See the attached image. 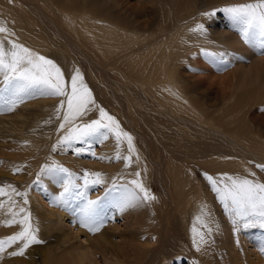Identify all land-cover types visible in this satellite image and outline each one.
Here are the masks:
<instances>
[{"label": "rangeland", "instance_id": "1", "mask_svg": "<svg viewBox=\"0 0 264 264\" xmlns=\"http://www.w3.org/2000/svg\"><path fill=\"white\" fill-rule=\"evenodd\" d=\"M15 1H18L21 9L14 10V8H7L6 10L9 12H6L5 8H0V14H3V16L0 15V21L4 18L2 20L4 22L5 16H7L6 19H12L13 17V20L7 19L6 21L11 23L14 20H18V22L26 26L31 37L25 36L28 38L27 41H30L34 49H40L38 51L41 55L52 60L61 69L68 91L71 90V76L78 69L83 78V83L87 85L95 103L89 105L83 115L77 117L74 121L66 123L64 128H60V123L63 119V112L67 108L66 97L35 93L32 96L22 97L12 111H5L3 106L0 105V133L12 134L17 139V141H1L0 187L10 184L19 192L27 193L26 198L28 203L26 205L23 203L25 198L23 196L11 195V199L16 202L17 207L15 210L18 211L19 207H24L30 213L31 223L37 229L38 239L42 241L41 243L31 245L22 256L8 255L10 251H16L20 246L19 242L11 245L3 253H0V264H51L52 262L54 264L59 260L60 256L63 257V255H68L70 252L77 258L78 256H82L79 264H198L195 259L187 255L186 251L183 253L178 247L175 250L170 246L163 245V237L169 235L168 229L165 230L167 224L172 225L173 223L172 228L179 229L178 218L175 216H177L176 212H178V208L182 206L175 203L171 199V196H168V189L162 181L152 183L153 189H150V191L156 197L155 200L143 204L142 211L132 208L133 213L141 216L144 212L143 216L146 215L145 221L142 220L140 221L141 223L135 224L134 220L127 215L128 213L125 210L119 214L118 212L121 211L117 210L114 206L115 202L113 203L114 207L110 204L111 202H108L111 207L108 205L106 208L108 210L112 208L113 215L111 218L108 216L105 222H100L102 226L99 227V230L103 228V233L108 235V239L118 244L117 249L114 250V247L110 244H106L104 247L97 244V240H95L97 242L93 241L97 231L91 232L88 228L81 226L79 214L76 210L77 204H80L79 200L73 201L71 204L72 216L65 214L66 209L53 205L51 203V196L48 194L50 183H55L57 195L62 190L60 184L53 179L48 180L47 178L50 179V177L44 174H40L39 176L37 174L41 173L42 166L58 163L71 170L78 177H82L84 170H88L89 172H100L103 181H108L110 175L105 172L108 168L119 170L134 167L141 170L147 168L149 178L157 179L156 169L168 166L169 160L165 157L166 148L169 150L171 147L170 150H172L175 146L174 148L179 152L181 151L182 154L185 153V155L191 156L186 157L183 162L179 159H171V164H184L183 166H185L188 163L185 169L191 168L195 173L192 183L196 179L199 180L206 194L205 198L209 199V201H215L212 202L216 203V206H219L216 194L211 190L209 182L205 178L202 165L209 166L210 164L213 165V162H216V165L221 163L235 170L248 168L258 176L254 180L264 183V169L256 166L264 165V152L257 153L251 147L249 148L248 143L250 140H245L244 137L247 136L240 134V131L243 129H248V136L255 138L258 142L264 143V87H262L263 82L261 80L264 77V73L260 74L261 79L258 80L256 86L250 83L247 87L252 89L251 97L249 99L245 97L247 98V102L244 100L246 103L238 104V101L244 98L242 95L243 88L232 89L233 81L236 77L233 67L238 63L235 61L227 62L226 64L213 62V58L205 54L207 51L204 50L200 55L198 51L201 52L203 48L196 46L197 49L194 50L196 60L184 61L178 57L173 59L174 64L180 63L173 77L176 81L175 91L178 93L180 92L179 88H181L182 92L186 95L183 105L188 108V112L185 111L184 107H180L176 111L172 110L171 114H167L163 112L166 109L159 108L145 90L136 87L123 76L124 70L119 68L120 65L117 66V72L101 65L99 57L93 54L94 52L91 51L90 47L86 45V48L83 47L84 42L82 41L84 40L80 39V37H78V40L75 37L76 35L74 36L70 32L69 28L60 23L61 20L57 14L49 12V7L47 8L46 3H49L51 0ZM87 1L84 0V2ZM239 2L245 3L243 0H236V4H240ZM231 3H235V0L226 1L222 4L210 3L209 7L219 9ZM108 5V14L126 21L129 27L126 29L128 35L135 37L138 34L149 33L150 39H148L150 42L145 43L147 40H143L141 43H145L146 45L152 44L153 49L158 50L157 41L153 37L163 33V30L158 27V24L161 23V18L157 11L156 0H108ZM202 8L203 6L201 5L200 9ZM104 11L102 10V12ZM222 13L218 12L216 14L219 16L218 18L225 16ZM16 16H18V19H16ZM192 21L193 19L185 22L187 28L191 24L193 25ZM202 24L204 25L203 33L199 31L191 32L198 35L199 33L201 34L198 40H215L214 38L217 37V33H214V31L218 25L215 22L211 23L209 21ZM97 30L103 31L101 28ZM231 30L234 34H239L236 28L232 27ZM18 32L11 28L8 35L1 34L2 39L0 40L4 41L6 47L9 46L8 40L18 44H20V40L26 41L23 35L20 34L21 32ZM171 32L172 30L168 34ZM118 34L117 29L116 37H118ZM6 36L7 40H5ZM34 37L48 39V42L47 44L44 43L45 46H36L34 44ZM126 43L127 40L125 38L119 42L121 46H124ZM222 52L225 54V50H222ZM208 53L214 52L209 50ZM249 61L250 59L248 58L243 62ZM261 71L264 72V64L261 65ZM195 75H207L208 77L198 80ZM220 86L225 88V92L222 94L218 90ZM148 91L153 95L155 94L150 90ZM62 100L65 103L63 108H61V114L58 116L56 115V108ZM173 102L178 104L174 100ZM198 106L199 110H201L200 116L204 120L203 122L195 119L194 115L190 113L197 111L198 108L196 107ZM100 108H103L108 115L115 117L122 124L124 132L129 133L133 138L132 143L135 152L131 154V161L127 167H125V162L122 159L123 156L129 155L127 140L122 138L119 143V149H117L115 134L112 132L106 133L107 139L100 138L97 140L96 138H92L86 142L72 141L70 145L67 143L58 145L60 138L73 123L78 125L101 119ZM225 120L231 122L232 120L233 122L237 121V137L233 138L228 131L235 124H232L233 127H230L231 125L228 126ZM102 122L107 123L106 120ZM227 126L230 129H227ZM163 141H167L165 143L169 145L171 143L173 147L171 145L170 147H168L169 145L161 146L160 142ZM243 141L244 143H242ZM54 145H57L55 150H53ZM203 146H208L209 148L211 146L212 149L218 150L214 152L215 154L210 152L211 155L208 154V157L203 159L199 157L198 152ZM81 148L85 150L77 152V149ZM176 149L173 150L177 151ZM27 151L29 152L27 156L30 155V158L28 160L26 158L23 162L19 158L27 154ZM117 151H119L121 159H114ZM93 152L96 153L95 156L92 155ZM101 156L106 157V159H100L99 157ZM216 156L217 158H215ZM212 158L213 160H210ZM205 159L208 160L206 164L204 162ZM227 159L232 164H227ZM17 168L20 171H14ZM112 179L114 178L111 177ZM78 182L82 184L83 180L81 179ZM129 182L122 185H127ZM112 184L110 183L109 185L106 182V184L103 183L90 187L87 190V199L95 200L97 197H100L103 199L101 200L103 204L107 205V202H104L106 189H109L110 194L117 193L119 198L121 195V185L112 189ZM6 191L10 192L8 189ZM118 198L111 199L116 201ZM8 200L9 196L0 197V201L4 202V207L0 208V238H5L18 232L21 227L18 224L7 225L5 223L6 220L11 219V215L8 212V208L10 207ZM165 205L169 206L166 207ZM171 206L172 208L170 209ZM219 208L222 209V207H218L215 210L216 215L218 214L217 223L215 221L211 222L217 226V231L213 236L216 242H211L213 239L210 238L207 244L213 248L210 249V261L206 264H232L230 249H227L230 247V238H227L228 234L224 232L226 221L222 214L223 210ZM129 218L131 219L129 220ZM141 219L144 218L142 217ZM161 221L162 223H160ZM239 224L238 230L241 231L237 230V246L235 247L247 248V253L250 252L254 259L256 257L264 259V227H260L258 224L243 227V222ZM140 231L144 232L140 239L131 236L132 233L133 235L139 234ZM247 238L251 240L246 241ZM129 240H132L139 247L135 248L136 246H134V248L129 249ZM88 241L92 242V244H89ZM252 244L254 245L252 246ZM156 245H158L157 249ZM86 250L89 253L83 255Z\"/></svg>", "mask_w": 264, "mask_h": 264}, {"label": "bare ground", "instance_id": "2", "mask_svg": "<svg viewBox=\"0 0 264 264\" xmlns=\"http://www.w3.org/2000/svg\"><path fill=\"white\" fill-rule=\"evenodd\" d=\"M226 1H232V0H156L157 11H158L159 17L161 18V23L158 24V27L159 29L163 30V33L157 34L153 37V39L157 41L158 50L153 49V46H151L152 44H149V45L145 44V43L150 42L149 33L138 34L135 37L132 35H128L126 29L129 27L127 26L126 21L108 14L109 13L108 12V8H109L108 0H98V1L88 0L87 2H84V0H81V1L79 0V2L78 0H51L49 3H46V2L45 3L47 5V8L49 7L48 8L49 12L51 11L53 14H57L59 16V19L61 20L60 23H62V25L66 26V28H69L70 32L74 36L76 35L75 37H77L78 40H79L78 37L84 40V41L81 40L82 42H84L83 47H85V45L89 46L91 51L94 52L93 54L99 57V60L101 61L100 62L101 65L115 72L118 71L117 66L120 65L119 68H122V70H124L123 76H125L128 80H130L131 83H133L136 87H139L140 89L145 90V92H147V94H149V96L151 97V100L154 101L155 104L159 108L162 107L163 109H166V110H163V112L167 114L168 113L171 114L172 110L176 111L180 107H184L185 111L188 112V108H186L183 105L186 95L182 92V89L179 87L178 88L180 92L177 93L175 91L176 81L174 80L173 77L180 63L174 64L173 59L178 57L180 59H183L184 61L185 60H191V61L196 60L194 57L195 56L194 50L197 49L196 46L198 47L200 46L201 48H203L201 49V52L198 51L200 55L201 53L204 52L202 50H205L207 52L211 50L212 52L216 54L218 53L224 54L222 50H225L224 55H225V59L227 60V62L235 61L238 63L235 67H233V72L236 75V77L234 78L233 88H232V89L234 88L242 89L243 88L242 95L244 98L241 99L242 101L240 100L241 102L238 101V104H244L247 102L246 100L247 98L245 97H248L249 99L251 97V90H252L247 87L250 85V83L256 86L258 84V80L261 79L260 74L264 73L261 71V65L264 64V55H260L261 50L258 47H254L251 44L245 43L244 40L241 38L240 34L236 35L232 32L231 28L233 26L226 13H224L225 16L222 18H218L219 16L217 15L212 16V17L200 15L201 12L205 13V12H210L213 10V8L209 7L210 3L222 4V3H225ZM243 1L245 3L250 2V0H243ZM233 4H236V0H235V3H231L230 5H233ZM201 5L203 6L202 9H200ZM20 7L21 6L18 3V1L0 0L1 9L5 8L6 10L7 8L9 9L14 8V10L16 9L18 10V9H21ZM102 10H105V11L102 12ZM6 12H9V11L6 10ZM8 15H11V14H8ZM1 16H3V14ZM6 17L7 16H5L4 22L2 21L4 18L0 21V26L5 27L8 31L6 33H0V39H2L1 34L8 35L9 31H11V28H13L15 29V31L21 32L20 34H22L23 37L26 39V41H22L19 39L21 41L20 42L21 45L41 55L40 52L38 51L40 49L38 50L34 49L31 46L30 41H27L28 38H31V37L29 35V32L26 26L18 22V20H14V22L8 23L6 20L7 19L13 20V17L11 16L12 19H9V18L6 19ZM16 19H18V16H16ZM192 19H193L192 22H193L194 27L191 24V26L187 28L185 22L190 21ZM211 20H214V21H211ZM206 21H209L211 23L215 22L218 25L216 26L217 28L214 31V33H217V37L214 38L215 40H209V41L203 40V39L198 40V37L201 34L200 33L199 35L194 34L190 31V29L195 28L197 24H202L203 22H206ZM144 26H147V25H144ZM98 28H101V30L103 31L102 32L98 31L97 30ZM75 29L76 31L74 32ZM117 29L119 33L118 37H116ZM171 30L172 32L168 34V32ZM25 36H29V37L26 38ZM124 38L127 40V43L124 46H121L119 42ZM47 40L42 37H36V38L34 37V41H35L34 44H36V46H45V44H47L48 42ZM143 40H147V41L145 43H141ZM135 52H136V55H135ZM248 58L250 59L249 62H243L247 60ZM167 61H169V63H167ZM195 77L199 80V79H205L208 76L207 75H203V76L195 75ZM261 80L263 82L262 87H264V77ZM148 90L154 92L155 94L154 95L151 94ZM218 90H219V93L221 94L225 92V88L223 86H220ZM173 100L176 101L178 104H175ZM244 100H246V102H244ZM179 103L182 105H180ZM164 107H167V108H164ZM196 108H198L197 111H192L193 109L192 107L191 108L192 112L190 113L194 115L195 119L203 122L204 120L200 116L201 110H199V106ZM115 120L118 122L116 118ZM226 122L228 126L231 125L230 127H233L232 124H235V126L231 130H228V131L230 135L233 136V138L237 137L236 136V132L238 131V125H236L237 121L233 122L232 120L231 122L227 120ZM258 122H261V121H258ZM118 124H119L120 130L124 132L122 124H120L119 122ZM228 126H227V129H230L228 128ZM248 131H249L248 129H243L242 131H240V134L247 136V137H244L245 140H250L248 143L249 145L248 147L249 148L251 147V149L257 151V153H263L264 143L258 142L255 140V138L248 136L247 134ZM2 140L17 141L14 135L1 132L0 133V147H1ZM165 142L167 141L160 142L161 146L169 145ZM242 143H244V141ZM170 145L168 147H170ZM174 147L173 149H176ZM210 148L208 146L201 147V149H199L198 151L199 157L203 159L207 158L210 152L214 153L218 150V149L215 150L214 148L212 149L211 146ZM170 149L171 147L169 148V150L166 148V151H165L166 152L165 157H167V159L169 160L168 166L167 167L163 166V168L158 167L156 169V175L158 176L157 179L149 178L147 168H145V170H141L139 168H134V167H130L129 169L124 168V169H119V170H112L108 168V170H106L105 172L109 173L110 176L108 178V181L105 180L104 183L106 184L107 182V184L110 185V183H113V181L115 180V183L117 184L116 186H120L133 179H138L149 190L153 189L152 183L154 182L162 181L163 184L165 183L168 189V192H169L168 196H171V199L175 201V203L181 204L182 207L178 208V212H176L177 216H175L176 218H178L179 229L178 228L175 229V227L172 228L173 223L172 225L167 224L165 230L168 229L169 235L167 236L165 235L163 237V245L167 247L170 246L174 248L175 250H176V247H178L179 250H182L183 253L186 251L187 255L190 258L195 259L196 263L198 264H206L208 263V261H210V258H211L210 249H212L213 247L208 246L207 244L209 243L210 238L213 239L211 240V242L212 241L213 243L216 242L213 236H214V233L217 231L216 224H213L211 222L215 221L217 223L218 214L216 215L215 210L218 207H222V209L221 208L219 209L223 210L222 214L224 215L225 218L224 217L222 218H224L226 221V225L225 223H223L225 225L224 232L228 234L229 237L227 236V238H230L229 239L230 247H228L227 249H230L231 263L232 264H264V259H262V257L261 258L256 257V259L252 258L251 253L249 252L250 255L249 253H247L246 247H245L246 249L235 247L237 246L236 233H237L238 228L240 227V224H239L240 222H236V223L233 222L232 217L225 211L223 205L218 199L217 200L219 201V206H216V203H213L215 201L213 200L209 201V199L207 200L205 198L206 194L199 180L196 179V181L192 183V179L195 178L194 171H192L191 168L187 170L185 169V166L188 163H186L185 166H183L184 164L183 165L182 164H177V165L171 164V161L173 159L175 160L179 159L180 161L183 162L185 161V158L188 157L189 155L187 154L185 155L184 151H183L184 154H182V152L181 151L179 152L177 149H176L177 151L173 149L170 150ZM28 154L29 152L27 151V154L20 156L19 159L23 162L26 160V158L28 160L30 158V155L27 156ZM215 158H217V156ZM210 160H213V158ZM204 162L206 164L208 160L205 159ZM226 163L229 164L231 162H228V159H227ZM209 166L202 165V170H204L205 173L212 176L213 178H217L225 173L231 176H247L250 179H254V178L257 179L258 177L253 171H251L248 168L241 169V170H235V169H232L231 167H227L228 165L227 166L222 165L221 163L216 165V162L215 163L213 162V165L210 164ZM137 172L140 173L139 177L135 175ZM143 176L145 177L142 178ZM111 177L114 178L112 179L113 181L111 180ZM47 179L52 180V178L50 179L47 178ZM23 183H25V181H23ZM209 186L211 187L210 183H209ZM49 188L50 190L48 194L52 197L57 192L55 183L53 182L50 183ZM150 192L153 195V192L152 191ZM121 194H122V189H121ZM108 197L104 198L105 200L104 202H107L106 203L107 205H104L103 209L100 211L99 223L105 222L108 216L111 218V216L113 215L112 210H111L112 208L111 209L109 208L110 210H108L106 207L109 205L108 202H111L110 204H112V207L115 206V205L113 206V203L115 202V200L111 198H118V194L112 193ZM142 206L143 205L138 206V207H133V209L134 210L138 209L142 211ZM171 208L172 206L170 207V209ZM202 208L204 209L206 213H210V218L207 215L204 217L205 220H209V226L212 228V231L210 234L207 233L206 229L202 228L201 222L196 219L197 216L201 215ZM65 209H66L65 214H70L72 216V212H73L72 209L70 208H65ZM143 210L145 209L143 208ZM125 211L128 213L127 215L134 220L135 224L138 222L141 223L140 221L142 220L145 221L146 215L143 216L144 212L140 216L139 214L133 213L132 208H129L128 210H125ZM118 213L119 214L123 213V211L118 212ZM142 217L144 219H141ZM131 218H129V220ZM160 223H162V221ZM193 227L203 232L205 236V240L207 241V243L200 246L199 250H197V248L194 247L193 245V236H194V233L192 231ZM238 231H241V230H238ZM143 233H144L143 231H140L139 234L133 235L132 233L131 236L133 238L138 237L140 239L143 236ZM95 235L96 236H95V239H93V241L97 240L98 241L97 244H100L103 246L106 244L107 245L110 244L114 247V250L117 249L118 244L111 242L110 239H108L107 237L108 235L103 233V228L98 230L97 233H95ZM250 240L249 238L246 239V241H250ZM88 243L92 244V242L90 241H88ZM128 244H129L128 245L129 249H132L134 248V246H136V243H133L132 240H129ZM253 245L254 244H252V246ZM137 246L135 248H137ZM155 247L157 249L158 245H156ZM88 253L89 251L86 250L83 255H86ZM60 257H59V260H57L54 264H60V263L61 264H79V262L82 260V256H78L77 258L72 252H70L68 255L66 254V255H63V257L62 256Z\"/></svg>", "mask_w": 264, "mask_h": 264}, {"label": "snow or ice", "instance_id": "3", "mask_svg": "<svg viewBox=\"0 0 264 264\" xmlns=\"http://www.w3.org/2000/svg\"><path fill=\"white\" fill-rule=\"evenodd\" d=\"M218 12L226 13L232 23L244 40L245 43L258 47L261 54H264V0H250L247 3L233 4L224 6L220 9H213L210 12L202 13L204 16L212 17ZM8 30L0 26V33H6ZM190 31L204 32V25L197 24ZM7 40V36L5 37ZM8 47L5 46L3 40H0V105L5 111H12L22 97L32 96L35 93L41 95H50L57 97H66L67 108L63 112V119L60 123V128H64L65 124L74 121L77 117L83 115L89 105L94 104L91 92L87 85L83 83V78L77 69L71 76L70 88L68 91L64 80V74L61 69L50 59L39 55L18 44L8 40ZM204 51V50H202ZM213 58V62L226 64L224 54L205 53ZM62 100L56 108V115L61 114V108L64 106ZM101 119L92 120L83 124H72L67 129V132L58 141L59 144H71L72 141L86 142L92 138L99 140L100 138L107 139V132L115 134L117 141V149L121 139L127 140L128 153L122 159L125 162V167L131 161V154L135 152L132 143V137L129 133L123 132L119 128L118 122L114 117L108 115L103 108L99 109ZM107 121L104 123L102 121ZM57 145L53 146L55 150ZM85 149H77V152H82ZM96 155L95 152L92 153ZM106 159V157H99ZM114 159H121L119 151H117ZM258 168L264 169V165H256ZM20 171V169H14ZM54 181L58 182L61 191L58 195L51 197V203L56 206L70 208L73 201L79 200L76 210L80 217L82 227L88 228L91 232H96L102 226L99 223L100 211L104 204L100 197L95 200L87 199V190L90 187L103 184L102 174L100 172H89L84 170L83 176L78 177L68 168L61 164L53 163L41 167V173ZM139 177L140 173L135 174ZM205 178L211 185L212 191L216 194L217 199L223 205L225 211L232 217L234 223L243 222V227H249L253 224H258L264 227V183L258 180L250 179L247 176H231L222 174L217 178H213L207 173ZM254 175V174H252ZM83 183H79V180ZM116 188L115 180L112 184V189ZM122 194L115 201V207L119 211H124L128 208L138 207L156 197L151 194L150 190L138 180L133 179L127 185H121ZM6 189L10 190L6 191ZM11 195H20L25 197L23 203L26 205L28 200L26 192H19L14 186L6 185L0 187V197L9 196L8 212L11 219L6 220L7 225L18 224L20 230L5 238H0V253H3L6 248L19 242L20 246L16 251H10V256H22L25 250L33 244L41 243L37 236V229L31 223V215L24 207L16 209V202L11 199ZM110 195L109 189L105 190V197ZM4 207V202L0 201V208ZM206 213L202 208L201 215L196 219L201 222L202 228L206 229L210 234L212 228L209 226V220H205ZM19 217V219H18ZM193 245L200 249V246L207 243L203 232L192 229ZM198 237V239H197Z\"/></svg>", "mask_w": 264, "mask_h": 264}]
</instances>
